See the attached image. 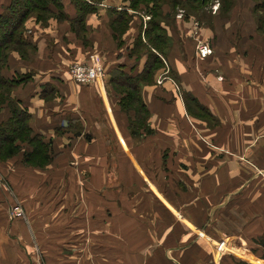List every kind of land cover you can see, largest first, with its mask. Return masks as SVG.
<instances>
[{"label":"crops","instance_id":"0c3cea01","mask_svg":"<svg viewBox=\"0 0 264 264\" xmlns=\"http://www.w3.org/2000/svg\"><path fill=\"white\" fill-rule=\"evenodd\" d=\"M72 2L65 12L75 19ZM96 7L88 45L67 21L31 19L37 51L29 62L12 54L6 74L31 76L13 96L54 160L45 170L21 155L0 161V264H226L225 255L264 264L253 252L264 233V0L219 6L212 25L179 13L163 24L166 67L142 87L152 134L140 137L108 82L117 68L143 72L148 57L132 50L149 19L130 0ZM120 11L133 17L122 35L112 28ZM199 43L213 54L201 58ZM95 54L105 77L77 85L69 67ZM8 117L4 108L0 124ZM17 201L25 219L11 216Z\"/></svg>","mask_w":264,"mask_h":264},{"label":"trees","instance_id":"16d2710c","mask_svg":"<svg viewBox=\"0 0 264 264\" xmlns=\"http://www.w3.org/2000/svg\"><path fill=\"white\" fill-rule=\"evenodd\" d=\"M211 1L213 0H130V7L133 10L140 11L150 17L146 27L143 25L140 27L132 50L133 54L144 53L148 58L142 73L135 76L117 68L112 72L108 83L122 97L119 103L121 111L131 117H129L131 135L140 137L143 134H152L149 124L150 112L143 100L142 87L153 85L155 74L159 71L162 73L161 71L166 67L160 57V55L166 56L169 47V38L163 24L167 23V20L176 19L175 11L180 6L193 8L199 5L202 9L206 3ZM221 1L223 9L228 10L231 7V0ZM72 3L78 13L75 19H70L65 12V0H11L10 4L0 12V112L4 108L9 111V117L0 124V161L22 155L24 165L41 169L42 166L52 164L54 160L51 141L45 140L43 136L34 132L31 127L32 114L22 101L13 96V90L19 85L28 83L31 76L19 73L8 76L6 72L8 73L10 70L12 54L15 53L22 61L29 62L31 55L37 51L26 27L31 19L45 26H47L49 18L58 22L67 21L77 36L86 45L89 44L85 35L87 32L86 20L89 15L97 12V0H73ZM166 8H169L168 12H166ZM118 13V21L112 25V28L117 34L122 35L129 29L133 17L129 16L126 11ZM184 16L186 20L193 17L188 13ZM196 20L200 21V19ZM121 38L122 36L117 37V39ZM194 106L200 110L203 109L197 102ZM201 115L205 117L210 114L207 111ZM87 138L89 139L90 136ZM38 158L40 161L34 165V160ZM253 241L256 245L253 252L261 260H264V233ZM222 261H228L224 262L226 264H249L229 259L226 255Z\"/></svg>","mask_w":264,"mask_h":264},{"label":"built area","instance_id":"2783aa9c","mask_svg":"<svg viewBox=\"0 0 264 264\" xmlns=\"http://www.w3.org/2000/svg\"><path fill=\"white\" fill-rule=\"evenodd\" d=\"M183 13L178 15L179 18H182ZM198 55L201 58H207L213 54L212 48L209 44L199 43L198 47ZM92 60L88 64H73L69 68V74L72 80L77 85H89V84H97L102 82L103 78L105 77L104 74V67L101 63L102 60L98 55H94L91 57ZM18 201L12 206L11 208V216L16 219L22 218L24 215L23 207L21 206ZM217 253L219 257H222L227 251V243L225 240L219 241L216 245Z\"/></svg>","mask_w":264,"mask_h":264},{"label":"rangeland","instance_id":"374dc122","mask_svg":"<svg viewBox=\"0 0 264 264\" xmlns=\"http://www.w3.org/2000/svg\"><path fill=\"white\" fill-rule=\"evenodd\" d=\"M232 1V0H231ZM229 4V3H228ZM231 5H232V2H231ZM223 9V2L221 0H213L211 2H208L204 5V7L201 9L199 5H197V7H193V8H190V6H188L189 8H185V7H178L176 9V14L179 13L181 14V12L183 13L182 17H184L185 14H190L192 15L194 18L196 19H200V22L203 23V24H210L212 25L213 24V20L214 18L217 16V14H219V8L220 7ZM184 8V9H182ZM201 10V11H200ZM218 10V11H217ZM230 12V11H229ZM144 14V13H143ZM175 14V15H176ZM144 16L147 18V19H150V17L146 14H144ZM177 16V15H176ZM50 17V16H48ZM49 20H51V18H49ZM96 55V54H95ZM92 56L94 55H91L89 56V58H85V61H82V62H76V63H73L74 65L75 64H82V63H85V64H88L90 62V60H92ZM89 85H95V84H89ZM83 86V85H82ZM85 86V85H84ZM4 110V109H3ZM2 110V111H3ZM1 113V112H0ZM132 117H133V114H132ZM131 118V117H130ZM128 125H129V122H128ZM138 139V138H137ZM22 156V155H21ZM7 161V160H5ZM39 160L36 159L34 160L33 164L35 165ZM43 168H41V170H45V169H48V167L52 168V164H50L49 166H42ZM34 169H36V167H32ZM119 186V182H116V185H113V188L117 189ZM115 191H113V195H115L116 193H114ZM23 207V206H22ZM23 212H24V215L22 218H19L20 220L22 219H25V216H26V213H25V210H24V207H23Z\"/></svg>","mask_w":264,"mask_h":264}]
</instances>
